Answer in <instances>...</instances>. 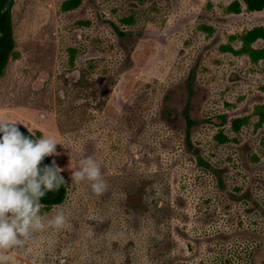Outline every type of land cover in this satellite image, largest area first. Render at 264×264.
<instances>
[{"label": "rangeland", "instance_id": "374dc122", "mask_svg": "<svg viewBox=\"0 0 264 264\" xmlns=\"http://www.w3.org/2000/svg\"><path fill=\"white\" fill-rule=\"evenodd\" d=\"M69 1L10 4L0 117L61 141L67 190L41 208L65 225L0 249L3 264H264V42L245 41L264 9ZM87 156L100 193L72 180Z\"/></svg>", "mask_w": 264, "mask_h": 264}, {"label": "clouds", "instance_id": "9594fccd", "mask_svg": "<svg viewBox=\"0 0 264 264\" xmlns=\"http://www.w3.org/2000/svg\"><path fill=\"white\" fill-rule=\"evenodd\" d=\"M18 124L23 123L0 117V249L22 246L37 232L59 230L66 223L61 210L52 215L41 212V197L64 182L63 169L55 160L50 165L41 166V162L46 156L58 155L56 146L62 143L53 134L24 135ZM69 167L73 169L72 180L90 181L96 193L105 189L100 166L93 157L83 158L78 167Z\"/></svg>", "mask_w": 264, "mask_h": 264}, {"label": "trees", "instance_id": "16d2710c", "mask_svg": "<svg viewBox=\"0 0 264 264\" xmlns=\"http://www.w3.org/2000/svg\"><path fill=\"white\" fill-rule=\"evenodd\" d=\"M8 0H0V77L5 73L6 66L8 64L9 58L13 53L15 47V39L13 36V25H12V12H11V5L4 9V5ZM80 0H73L69 1L65 4V8H73L78 5ZM243 4H245L247 10L249 11H261L264 9V0H242ZM241 1H234L232 7L233 10L236 12L241 11ZM258 38H261L264 42V28L257 27L250 30L245 35V41L252 42ZM264 53V48H263ZM187 122L188 128L186 132V140L187 144L190 148L193 147L191 141V126L193 124V120L191 119L190 115L187 114ZM235 128L239 129L241 126V119H236L234 121ZM21 132L24 135L32 134L24 127L19 126ZM33 135V134H32ZM39 135V134H38ZM220 139H225V137H220ZM201 162H204L202 157H199ZM53 161L49 156L44 157L43 161L41 162V166L44 164H51ZM67 187L64 183H61L59 188L53 189L51 191H56L55 195L52 197L43 196L41 197V203L46 204V208L51 209L54 205L60 204L65 200ZM51 191H47L46 193H50Z\"/></svg>", "mask_w": 264, "mask_h": 264}, {"label": "flooded vegetation", "instance_id": "af4514ba", "mask_svg": "<svg viewBox=\"0 0 264 264\" xmlns=\"http://www.w3.org/2000/svg\"><path fill=\"white\" fill-rule=\"evenodd\" d=\"M186 113H185V119H186V122H187V117H186V115L187 114H189V112L188 111H185ZM190 115V114H189ZM191 117V116H190ZM191 119H192V117H191ZM193 120V119H192ZM193 124H194V120H193ZM192 124V125H193ZM192 127V126H191ZM187 128H188V122H187ZM186 132H187V129H186ZM34 136H36V135H34ZM50 158H51V156H49ZM51 160H52V158H51ZM200 160V159H199ZM53 161V160H52ZM43 165H44V163H43ZM55 193H56V191H51L50 193H48V197H52V196H54L55 195Z\"/></svg>", "mask_w": 264, "mask_h": 264}, {"label": "water", "instance_id": "95a60500", "mask_svg": "<svg viewBox=\"0 0 264 264\" xmlns=\"http://www.w3.org/2000/svg\"><path fill=\"white\" fill-rule=\"evenodd\" d=\"M11 2H12V0H8L6 3H5V5H4V9H7L8 7H9V5L11 4ZM0 37H1V35H0ZM45 196H48V193H45Z\"/></svg>", "mask_w": 264, "mask_h": 264}]
</instances>
